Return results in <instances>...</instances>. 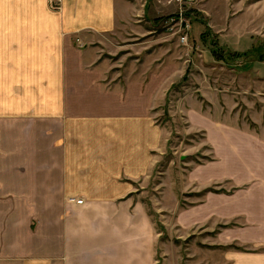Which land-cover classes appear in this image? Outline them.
<instances>
[{
	"label": "crops",
	"instance_id": "crops-1",
	"mask_svg": "<svg viewBox=\"0 0 264 264\" xmlns=\"http://www.w3.org/2000/svg\"><path fill=\"white\" fill-rule=\"evenodd\" d=\"M143 8L0 0V264H153L135 185L154 163L151 103L133 101L142 88L105 85L96 65V47L146 31ZM257 243L234 260L264 264Z\"/></svg>",
	"mask_w": 264,
	"mask_h": 264
},
{
	"label": "rangeland",
	"instance_id": "rangeland-1",
	"mask_svg": "<svg viewBox=\"0 0 264 264\" xmlns=\"http://www.w3.org/2000/svg\"><path fill=\"white\" fill-rule=\"evenodd\" d=\"M135 1L146 31L96 47V65L105 85L142 88L133 101L151 103L154 163L135 185L153 225V264H241L236 251L264 237V2ZM179 12L188 31L180 18L164 21ZM210 35L232 52L255 50L216 61Z\"/></svg>",
	"mask_w": 264,
	"mask_h": 264
},
{
	"label": "trees",
	"instance_id": "trees-1",
	"mask_svg": "<svg viewBox=\"0 0 264 264\" xmlns=\"http://www.w3.org/2000/svg\"><path fill=\"white\" fill-rule=\"evenodd\" d=\"M210 37H212V39H210ZM207 36L206 38H204V41H206L207 39L210 40L209 41V44L211 45L210 46V53L212 55V57L215 59V60H218V61H223L225 62L226 64H228L227 61H236L237 59L241 58V57H245L247 55H251L249 53L250 50L251 51H254V47L251 48L249 51H246L244 53H238L236 51H230L228 48L224 47L223 45H218L217 41H215V39L213 38L212 35Z\"/></svg>",
	"mask_w": 264,
	"mask_h": 264
},
{
	"label": "built area",
	"instance_id": "built-area-1",
	"mask_svg": "<svg viewBox=\"0 0 264 264\" xmlns=\"http://www.w3.org/2000/svg\"><path fill=\"white\" fill-rule=\"evenodd\" d=\"M48 1L50 3L51 7H54V6H56V5H58V4H60L62 2V0H48ZM183 16H184L183 13H180L179 17H172L168 21H170V23H173V22H176L177 19H179V18H181ZM185 39H186L185 35H181L180 36V40L181 41H184ZM68 200L70 202H73V203L77 204V205H80V204L83 203V199L82 198L70 197Z\"/></svg>",
	"mask_w": 264,
	"mask_h": 264
},
{
	"label": "bare ground",
	"instance_id": "bare-ground-1",
	"mask_svg": "<svg viewBox=\"0 0 264 264\" xmlns=\"http://www.w3.org/2000/svg\"><path fill=\"white\" fill-rule=\"evenodd\" d=\"M179 20H181V21H180L181 24L179 25V26H180V29H186V28H187V31H188V30H189V23L186 22L185 19H181V18H180ZM178 30H179V29H178ZM184 35L186 36V39H185L184 41H181V40H180L182 43L185 42V41H187V34H184Z\"/></svg>",
	"mask_w": 264,
	"mask_h": 264
}]
</instances>
